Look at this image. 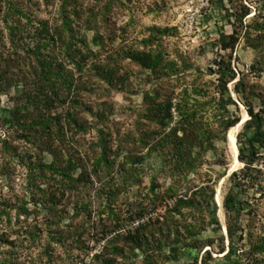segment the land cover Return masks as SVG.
Masks as SVG:
<instances>
[{"label": "rangeland", "instance_id": "rangeland-1", "mask_svg": "<svg viewBox=\"0 0 264 264\" xmlns=\"http://www.w3.org/2000/svg\"><path fill=\"white\" fill-rule=\"evenodd\" d=\"M63 4L0 0V211L23 203L31 212L38 187L60 189L59 177L40 179L34 163L92 166L100 130L109 134L110 167L102 165L97 175L91 168L78 191L66 192L70 202L57 220L70 229L61 242L48 246L43 236L19 245L12 235L16 248L8 256L0 246V264H142L145 258L149 264H200L205 251L208 264H232L238 255L242 264H264V144L249 165L232 168L216 88L217 64L229 57L236 76L227 89L237 104L227 107L228 116L241 121L249 104L264 130V0H67L70 23L62 29ZM221 35L232 50L221 49ZM142 52L157 59L154 70L135 63ZM68 115L87 131L75 129ZM38 123L49 126L42 130ZM171 187L191 199L203 193L169 215L174 198L165 193ZM229 192L239 201L232 215L243 239H235L238 255L226 259L223 200ZM210 194L213 202L206 205ZM141 209L136 221L127 220ZM33 214L17 220L12 211L11 228L25 230L47 216L44 210ZM117 218L127 221L123 227L114 228ZM139 225L148 226L140 231L141 246H123L122 238ZM5 226L0 220V235ZM122 246L120 255L113 252Z\"/></svg>", "mask_w": 264, "mask_h": 264}, {"label": "trees", "instance_id": "trees-1", "mask_svg": "<svg viewBox=\"0 0 264 264\" xmlns=\"http://www.w3.org/2000/svg\"><path fill=\"white\" fill-rule=\"evenodd\" d=\"M67 0H65V4L62 6V29L69 26L70 18L65 15V5ZM97 38H98V33ZM96 37L93 40L95 46H98V43H96ZM218 42L220 44V47L222 50H232L234 48V44L229 41V39L226 38V36L221 35L219 36ZM91 52L89 51L88 54ZM87 54V55H88ZM86 55H81V61H86ZM134 61L135 63L142 68L143 70H154V68L157 66V59L151 57L148 53H136L134 55ZM79 67V66H78ZM217 92L220 94V99L217 102L218 108L222 112V120H221V127L223 130V133H226L230 128L236 126L240 122L239 117H230L228 116L227 107L228 106H236V102L230 95L228 94L227 85L229 82H232L235 80V73L232 71L230 66V59L229 57L227 59H221L220 62L217 64ZM241 85V81L235 83L234 85V91L235 93L239 92V86ZM169 107L167 108V113L165 117L167 119L170 118L169 113ZM246 112L249 116V121L246 122V125L243 127L241 132L237 135V144H238V160L241 163H246L249 165L251 161L253 160L254 156L257 153V145L262 146L264 144V130H263V118L260 116L259 113L255 112L251 105H246ZM15 112H13L12 116L14 117ZM224 115H227L224 117ZM68 119L71 120V122L76 123V119L74 117H71V115H68ZM97 119L100 118V115L97 114L95 116ZM39 126H41L42 130H45L48 128L47 123H38ZM75 129L78 130V128L82 129L83 132L87 131L85 128L78 126L77 124L73 125ZM174 133V131H171ZM103 131H99V142H97V145L100 149L99 157L95 160V162L92 164V166H89L86 162H79V163H72L71 161H68L65 165V167H56L55 163L52 162L48 165L40 162L34 163V169H36L37 176L40 179L47 178V174L51 176H58L60 180H58V184L60 185V189H56L55 187L49 186L48 189L45 191L38 187L37 192L39 194V198L35 200L34 196L30 198V201L33 203L34 209L31 211L34 214L33 215H39L41 211H45L47 216L43 217L40 222L34 221L37 225H28L25 230H19V229H12L10 225V217L12 214V211L15 210L16 213V219L19 220L20 216L23 217V220H27L29 216L31 215V212L28 211L25 208V204L22 203V206H16L12 205L11 207H5L2 211H0V220L1 222H5L6 231L3 232L0 235V246L6 247L8 250V256H12L15 247V241L19 243V245H22L24 243H33L34 241H41L42 237L45 236L46 239H49L50 241H47V245L50 246L52 243L61 242L62 239H64V234L67 232L69 233L70 226H61L59 223L60 215L63 213H66V207L68 206V203L70 202L68 196H66V192H75L78 191V188L80 185L84 184L89 177V171L92 172L90 169L93 168V173L97 175V171L101 166L103 165L108 169L110 166V162L108 161V154H110V145L108 142L104 140V136L108 137L109 134L103 135ZM129 138V137H127ZM181 141V140H180ZM6 145V144H5ZM183 145V141H181L179 144H176L175 149L178 153H181V148ZM127 154V153H126ZM126 162L130 161L129 157L125 159ZM76 170H79L78 175H74L73 172ZM249 170V169H248ZM30 174V173H29ZM33 176V174H31ZM231 181L233 182V185L237 187L239 185L238 181H236V174L233 173L230 177ZM55 181V179L53 180ZM30 191V190H29ZM153 194V192H150ZM201 192H195L192 195L191 198H187L186 193L183 195L180 193L179 190H177L174 187H171L167 189L165 195L168 198L173 199L174 203L171 209L169 210V215L171 213L175 214L178 213L181 207H189L192 206L193 202L192 200H196V196L201 197ZM32 196V192H30ZM154 196V195H153ZM153 204L155 203L156 196L152 197ZM213 202V195L210 194L208 197V202H206V205L210 204V202ZM73 204V209L77 210L78 201L76 200ZM36 206V207H35ZM239 201L236 198L235 195H233L231 192L227 193L223 200V208L225 212L229 216V220L226 224V236L225 238L228 240V249L224 255L226 259H230L233 256L238 255V249L235 245V239L237 238L238 241H242L243 234L242 231L239 230L240 228L236 224V217H234L232 214L238 210ZM39 208V210L37 209ZM37 209V210H36ZM144 212V209L136 210L134 213H131L128 221H136V218H138L142 213ZM215 213V207L213 210V214ZM59 216V217H57ZM16 220V221H17ZM27 222V221H26ZM125 222H127L125 219H119L117 218V224L114 228H121L125 225ZM218 228H220L218 221H213ZM19 223V221H18ZM148 225V224H147ZM144 225V226H147ZM143 225H139L138 229L135 230L133 233L128 232L123 238V246H130L132 248H137L141 246L142 244V235L140 231L145 229ZM148 227V226H147ZM240 231V234L238 232ZM131 233V234H130ZM15 236V241H11L10 236ZM119 237V236H117ZM251 237L250 234L248 236ZM225 238L222 235L220 237V241L222 244L225 242ZM114 247L113 252L119 253V255L125 251L124 247ZM253 247H251L253 250H256ZM51 248V247H50ZM189 251L194 249L193 245L189 246ZM173 253L176 252L175 249H172ZM223 250V247L221 248V251ZM116 254V255H117ZM174 256V255H173ZM197 256V255H196ZM210 257V254L205 251L202 255L200 264H208L206 261ZM170 258V257H169ZM207 258V259H206ZM242 258V255L237 257L236 260L232 261V264H242L240 262V259ZM196 261V259H195ZM148 258H145L142 264H149ZM105 264H111L109 260H105Z\"/></svg>", "mask_w": 264, "mask_h": 264}, {"label": "bare ground", "instance_id": "bare-ground-1", "mask_svg": "<svg viewBox=\"0 0 264 264\" xmlns=\"http://www.w3.org/2000/svg\"><path fill=\"white\" fill-rule=\"evenodd\" d=\"M249 119L248 115L244 112V119ZM240 126L236 125L232 128H230L228 130L227 133V140L230 146V150L232 153V157H233V165L232 168L234 169L235 167H237L239 165V160H238V149L236 146V136L239 132ZM216 203L218 204V206H221V199H220V193H219V189H217L216 191ZM219 209V208H218Z\"/></svg>", "mask_w": 264, "mask_h": 264}, {"label": "water", "instance_id": "water-1", "mask_svg": "<svg viewBox=\"0 0 264 264\" xmlns=\"http://www.w3.org/2000/svg\"><path fill=\"white\" fill-rule=\"evenodd\" d=\"M245 113L247 114V112L245 111ZM248 115V114H247ZM249 117V116H248ZM247 119L245 118V119H242L237 125L238 126H241L245 121H246ZM233 171V170H232ZM231 171V172H232ZM224 233H225V235H226V230L224 229Z\"/></svg>", "mask_w": 264, "mask_h": 264}]
</instances>
